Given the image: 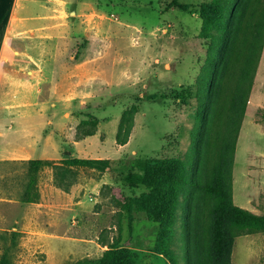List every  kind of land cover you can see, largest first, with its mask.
Returning a JSON list of instances; mask_svg holds the SVG:
<instances>
[{
  "label": "rangeland",
  "instance_id": "rangeland-1",
  "mask_svg": "<svg viewBox=\"0 0 264 264\" xmlns=\"http://www.w3.org/2000/svg\"><path fill=\"white\" fill-rule=\"evenodd\" d=\"M51 1L57 9L58 38L64 39L57 43L62 52L58 64L88 71L82 85L87 98L40 106L32 136L40 141L51 134L57 146L40 151L35 146L31 154V159L56 164L38 173V202L23 201L27 160L0 159V260L97 264L107 246L120 243L139 251L141 264H166L164 256L158 258L159 226L142 212L129 219L103 186L138 196L146 188L132 179L139 173L134 161L191 154L195 94L207 46L199 38L198 13L177 4L196 10L208 0ZM10 45L16 50L25 46L15 37ZM69 69H60L61 79ZM57 87L58 94L66 92L65 81ZM132 105L139 112L129 142L117 145L122 112ZM90 118L98 120L96 134L77 139L80 121ZM4 149L0 138V154ZM72 158L108 159L112 168L76 167L67 170L65 179L60 174L66 168L63 161ZM58 172L63 184L72 182L67 192L57 185ZM232 199L241 208L264 206V48L236 143ZM181 245L177 264H186ZM231 264H264V232L237 236Z\"/></svg>",
  "mask_w": 264,
  "mask_h": 264
},
{
  "label": "trees",
  "instance_id": "trees-1",
  "mask_svg": "<svg viewBox=\"0 0 264 264\" xmlns=\"http://www.w3.org/2000/svg\"><path fill=\"white\" fill-rule=\"evenodd\" d=\"M177 7L198 13L202 23L199 38L207 46L195 94L198 104L190 131L191 154L134 161L139 173L132 179L146 188L138 196H126L118 187L103 188L129 219L142 212L159 226L158 258L164 256L166 264L180 260L182 242L186 264H231L237 236L264 232V214L238 207L232 199L236 143L264 48V0H208L196 10L184 4ZM138 112L136 105L122 112L117 145L129 142ZM97 125V119H82L76 138L96 134ZM63 163L66 168L60 174L65 179L67 170L76 167L102 172L112 168L108 159L72 158ZM25 164L28 180L23 201L36 203L39 171L56 168V164L41 159H29ZM56 180L66 192L72 184H63L59 172ZM0 264H6L5 260ZM97 264H141V253L120 243L111 244Z\"/></svg>",
  "mask_w": 264,
  "mask_h": 264
},
{
  "label": "crops",
  "instance_id": "crops-1",
  "mask_svg": "<svg viewBox=\"0 0 264 264\" xmlns=\"http://www.w3.org/2000/svg\"><path fill=\"white\" fill-rule=\"evenodd\" d=\"M56 11L51 0H0V138L6 148L1 151V160H29L35 146L39 151L53 145L56 148L51 134L42 136L40 141L32 136L40 106L67 105L76 99L83 103L87 98L82 85L87 83L88 71L58 64L62 52L57 43L64 39L58 38ZM14 37L21 44L24 42V50L10 45ZM60 69H69L63 79ZM64 81L66 92L58 94L57 85ZM244 209L264 214V206L259 210L250 204Z\"/></svg>",
  "mask_w": 264,
  "mask_h": 264
}]
</instances>
